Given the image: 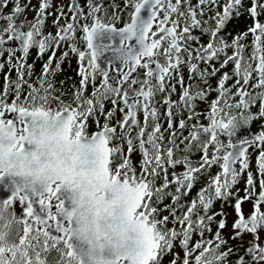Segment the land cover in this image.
Listing matches in <instances>:
<instances>
[{"label": "snow or ice", "instance_id": "1", "mask_svg": "<svg viewBox=\"0 0 264 264\" xmlns=\"http://www.w3.org/2000/svg\"><path fill=\"white\" fill-rule=\"evenodd\" d=\"M11 2L0 264H264V0Z\"/></svg>", "mask_w": 264, "mask_h": 264}, {"label": "flooded vegetation", "instance_id": "2", "mask_svg": "<svg viewBox=\"0 0 264 264\" xmlns=\"http://www.w3.org/2000/svg\"><path fill=\"white\" fill-rule=\"evenodd\" d=\"M19 2H20L21 5H23V4L26 3V0H19ZM79 2L82 5L84 4V0H79ZM99 2H102L105 5H108V4H111V3H115L117 5H120L121 0H99ZM192 2L195 3V0H192ZM59 3H62V4L66 5L68 3V0H52L53 8H55L56 5L59 4ZM34 5L38 6V0H30L29 7L34 6ZM11 6H12V2L10 0L9 6L3 8L2 12L3 13H7ZM33 17H34V13L32 11H29L28 9H25L24 14L20 18L21 19L26 18L27 20L31 21L33 19ZM51 20H52L51 16L46 18L45 24H44V31L45 32H47V31H53L54 32V28L51 25ZM250 24H251V20L247 16V14H242L239 18L233 17L226 23L225 27L223 28V30L221 32V35H227L229 33L235 34L237 32L244 31L245 28L247 26H249ZM3 25H4V21L0 20V26H3ZM194 35H199V32H194ZM201 40L203 42L205 40V38L201 37ZM11 46H14V47L18 48V45H15V44H13ZM35 52H36L35 48L30 50V54L28 55V57L26 59V63H33L34 57H35ZM16 55H19L18 51L16 52ZM57 55H59V52H57ZM109 55H110V53H105V56H109ZM44 58L45 59L47 58V53L44 55ZM0 59H2V58H0ZM101 59L103 61V58H101ZM39 67H40V61L39 60H35L34 69L38 71ZM112 67L113 68H117V70H119L118 62L114 63ZM76 69H77V62H76V59L74 57L69 59V60H65L62 63V70L56 74L55 80L57 82L60 81V80H64L65 81L64 89H66V90L69 89L70 84L74 83L75 79H77V82H78V77L76 75ZM70 70H72V71H70ZM4 71H6V69L0 70V87H2L3 72ZM181 72L185 76V80H187L186 69L182 68ZM112 74L115 75V73H112ZM10 75H12V74H10ZM68 78H70V80ZM210 83H214V79L211 80ZM178 91H179V85H177V92ZM172 98L175 99L176 96L173 95ZM105 106L108 107L109 105L106 103ZM198 107L202 109L204 107V105L203 104H199ZM90 127H91V125H90ZM252 128H253V131H254L255 130V124H253ZM132 159H133V163H135L136 160L138 159V153H135V152L132 153ZM241 186H242V184H241ZM165 202H167V201H165ZM244 205H245V206H243L244 211H245V209L249 210V207H250L249 204L248 203H244ZM219 206L220 205L217 202L215 207L219 208ZM16 211L19 212V209L17 208ZM225 212L227 214V220H228V222L230 224L232 219H233L232 209L230 207L225 206ZM231 215H232V217H231ZM225 231H227V230H225ZM245 235H246L247 238H249V239L251 238L249 235H247V234H245ZM236 242H237L236 246H238L240 244V242L238 240H236ZM230 243H232V241ZM165 259H168V258L165 257Z\"/></svg>", "mask_w": 264, "mask_h": 264}, {"label": "rangeland", "instance_id": "3", "mask_svg": "<svg viewBox=\"0 0 264 264\" xmlns=\"http://www.w3.org/2000/svg\"><path fill=\"white\" fill-rule=\"evenodd\" d=\"M70 71H72V70H70ZM75 82H77V79L74 80V83H75ZM243 206H245V205L243 204ZM245 211L247 212L248 210L245 209ZM231 217H232V215H231ZM247 240H249V238L245 237L244 239H242V241H241V240H238V241L240 242V244L243 242L244 246H246ZM231 244H232L233 246H236V245H237L236 240H233ZM240 244H239V245H240ZM239 245H238V246H239ZM166 261H167V259H165V262H166Z\"/></svg>", "mask_w": 264, "mask_h": 264}, {"label": "trees", "instance_id": "4", "mask_svg": "<svg viewBox=\"0 0 264 264\" xmlns=\"http://www.w3.org/2000/svg\"><path fill=\"white\" fill-rule=\"evenodd\" d=\"M245 237H246V235H244L242 239H244ZM229 259L231 261L232 259H234V257H229Z\"/></svg>", "mask_w": 264, "mask_h": 264}, {"label": "water", "instance_id": "5", "mask_svg": "<svg viewBox=\"0 0 264 264\" xmlns=\"http://www.w3.org/2000/svg\"><path fill=\"white\" fill-rule=\"evenodd\" d=\"M0 195H2V194H0Z\"/></svg>", "mask_w": 264, "mask_h": 264}]
</instances>
